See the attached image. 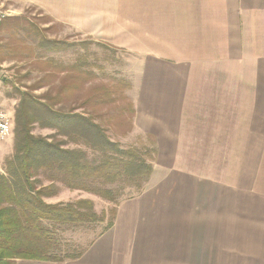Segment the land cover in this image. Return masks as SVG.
<instances>
[{
	"label": "crops",
	"instance_id": "obj_1",
	"mask_svg": "<svg viewBox=\"0 0 264 264\" xmlns=\"http://www.w3.org/2000/svg\"><path fill=\"white\" fill-rule=\"evenodd\" d=\"M52 1L72 29L135 37L133 124L157 156L80 258L17 264H264V0ZM116 5L133 13L111 32ZM240 137L262 140L246 144L251 170L208 173L202 155L238 152Z\"/></svg>",
	"mask_w": 264,
	"mask_h": 264
},
{
	"label": "trees",
	"instance_id": "obj_2",
	"mask_svg": "<svg viewBox=\"0 0 264 264\" xmlns=\"http://www.w3.org/2000/svg\"><path fill=\"white\" fill-rule=\"evenodd\" d=\"M90 44L49 37L37 40V47L46 52L85 50ZM2 60L6 58L0 50V64ZM36 63L40 76L32 83H21L30 82V73L18 82L12 81L18 101L14 109V152L0 171V264H17L15 259L65 262L80 258L87 246L76 254L62 253L57 232L93 227L104 222L108 214L105 210L98 213L91 199L46 201L55 195L57 182L71 190L96 193L114 203L102 234L114 225L117 208L124 200L115 199L119 191L109 186L122 180V191L135 186L141 194L157 156L156 148L147 150L152 156L149 159L137 148H125L112 140L94 110H90L110 102L119 92L130 100L129 111L134 116L133 101L125 93L131 87L129 81L94 83L97 76L84 67L85 62L59 63L45 56ZM72 98L82 102L68 110L58 108ZM37 124L51 133L36 135L33 130Z\"/></svg>",
	"mask_w": 264,
	"mask_h": 264
},
{
	"label": "rangeland",
	"instance_id": "obj_3",
	"mask_svg": "<svg viewBox=\"0 0 264 264\" xmlns=\"http://www.w3.org/2000/svg\"><path fill=\"white\" fill-rule=\"evenodd\" d=\"M0 5L6 13L0 24V50L3 51V57L6 58L0 64V69L3 72V80L0 84V106L7 109L13 115V118L18 96L12 86V81L18 82L19 79L30 73L32 77L30 82L29 80H23L21 83H26V81L29 84L32 83L35 78L40 76L35 70L38 66L36 61L45 56L52 57L59 63L85 62L86 65L84 67L92 69L97 76L93 80L94 83L112 85L116 84L120 79L129 81L131 87L125 93L133 101L134 89L132 84L133 82L135 84L136 80L135 37H118L113 36L109 32H106V34L102 32L88 34L72 29L55 17L54 2L52 0H0ZM109 12L111 14V17L108 18L109 24H106L103 29H109L111 32L119 30V23L124 20V18H118V15L133 13V11L119 10L117 5ZM125 23L129 24V20H126ZM99 26L101 27V25ZM100 27L96 28V31H100ZM38 37H49L69 42L90 41L91 44L85 50L78 48L70 51L46 52L37 47ZM120 95L118 92V94L110 98V102L99 108L95 106L93 109L90 108V110H94L97 115V121L106 127L112 140L120 142L125 148L135 147L141 154L150 159L152 156L147 150L156 148V145L147 135L135 132L133 124L135 115L133 116L129 111L130 100L122 98ZM80 102H82V99L72 98L58 105V108L68 110ZM130 123L133 124V127ZM33 132L36 135L45 136L49 135L51 130L37 124ZM254 140L256 141V146L260 142L262 143L261 139L240 137L238 152L222 155H202V158L204 156L209 157L210 165L217 168L207 172L214 176L228 179L232 175L234 176L235 171H237L241 178L247 172V168L251 170L260 157L258 152L256 154L245 152L246 144ZM69 146L74 147L75 144H70ZM248 148L251 151L253 150L251 146ZM261 148L257 146V150H261ZM13 152L14 128L11 137L0 150V171H3L6 159L12 156ZM151 153L153 154V152ZM90 157H93L91 153ZM155 160L154 163L156 162ZM196 162H198V158ZM231 167H237V169H231ZM150 178L145 183L144 188L146 189L149 187ZM48 183L46 181L45 184ZM122 186H125L122 180L117 181L113 186H109L119 191L115 199L120 201L139 195V191L135 186L126 188L123 191ZM54 190L55 195L47 198L50 203L91 199L98 213H102L104 210L107 211L106 220L97 223L93 227L76 229L73 232L71 229L65 230V232H57L58 243L61 245V248L59 247L60 252L76 254L84 250L104 230L111 217V209L114 207V203L93 192L71 190L60 182H57ZM19 260L30 259H15L14 261L17 263Z\"/></svg>",
	"mask_w": 264,
	"mask_h": 264
},
{
	"label": "built area",
	"instance_id": "obj_4",
	"mask_svg": "<svg viewBox=\"0 0 264 264\" xmlns=\"http://www.w3.org/2000/svg\"><path fill=\"white\" fill-rule=\"evenodd\" d=\"M6 13L3 7L0 5V23L5 17ZM3 80V72L0 69V84ZM14 118L13 115L7 110L0 106V150L4 144L8 141L13 133Z\"/></svg>",
	"mask_w": 264,
	"mask_h": 264
}]
</instances>
